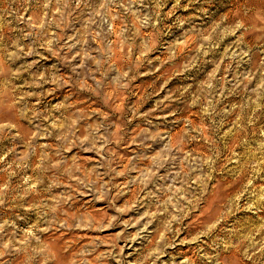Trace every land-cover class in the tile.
I'll return each mask as SVG.
<instances>
[{
    "label": "rangeland",
    "instance_id": "1",
    "mask_svg": "<svg viewBox=\"0 0 264 264\" xmlns=\"http://www.w3.org/2000/svg\"><path fill=\"white\" fill-rule=\"evenodd\" d=\"M0 264H264V0H0Z\"/></svg>",
    "mask_w": 264,
    "mask_h": 264
}]
</instances>
